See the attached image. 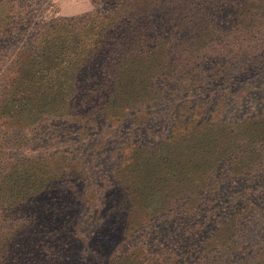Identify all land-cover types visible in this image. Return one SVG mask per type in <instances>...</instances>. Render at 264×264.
<instances>
[{"label":"rangeland","instance_id":"rangeland-1","mask_svg":"<svg viewBox=\"0 0 264 264\" xmlns=\"http://www.w3.org/2000/svg\"><path fill=\"white\" fill-rule=\"evenodd\" d=\"M107 2L31 0L27 25L35 32ZM8 29L0 25V264H264V142L248 139L264 133V27L221 32L199 58L175 54L174 81L135 84L129 105L112 98L124 93L117 80H7L29 35Z\"/></svg>","mask_w":264,"mask_h":264},{"label":"trees","instance_id":"trees-1","mask_svg":"<svg viewBox=\"0 0 264 264\" xmlns=\"http://www.w3.org/2000/svg\"><path fill=\"white\" fill-rule=\"evenodd\" d=\"M30 1L9 0L4 5L9 6L10 12L0 11V25H5V29L16 25L24 37L29 34L22 44L25 57L10 67L11 77L7 80H117L114 83L124 93L112 98L120 103L126 100L128 105V90L136 93L132 88L135 84L143 92L155 77L174 81L168 69L177 63L169 62L175 54H189L194 49L193 56L199 58L203 46L223 43L221 32L239 33L241 29L254 32L255 28L264 27V0H173L177 4L164 0H107L102 10L79 17H58L31 32L25 7ZM2 4L0 0V9ZM162 7L164 12L179 9L185 17L163 16ZM140 9L144 22L136 16ZM188 14L192 17H187ZM148 71L155 74L152 82L144 86L140 80L146 79ZM164 92L158 90L154 94ZM136 99L137 96H131L132 102ZM120 107L114 106L113 111ZM248 139L262 143L264 133L250 134ZM7 190L0 181V196Z\"/></svg>","mask_w":264,"mask_h":264}]
</instances>
